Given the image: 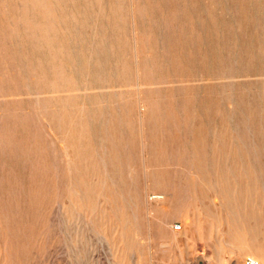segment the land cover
I'll return each mask as SVG.
<instances>
[{
    "label": "rangeland",
    "instance_id": "rangeland-1",
    "mask_svg": "<svg viewBox=\"0 0 264 264\" xmlns=\"http://www.w3.org/2000/svg\"><path fill=\"white\" fill-rule=\"evenodd\" d=\"M264 264V0H0V264Z\"/></svg>",
    "mask_w": 264,
    "mask_h": 264
},
{
    "label": "built area",
    "instance_id": "built-area-1",
    "mask_svg": "<svg viewBox=\"0 0 264 264\" xmlns=\"http://www.w3.org/2000/svg\"><path fill=\"white\" fill-rule=\"evenodd\" d=\"M247 264H260L259 261L253 256H248L246 259Z\"/></svg>",
    "mask_w": 264,
    "mask_h": 264
},
{
    "label": "bare ground",
    "instance_id": "bare-ground-1",
    "mask_svg": "<svg viewBox=\"0 0 264 264\" xmlns=\"http://www.w3.org/2000/svg\"><path fill=\"white\" fill-rule=\"evenodd\" d=\"M253 257L256 258L257 260H258V258H259L258 256H253ZM258 261H259V260H258ZM259 263H260V262H259Z\"/></svg>",
    "mask_w": 264,
    "mask_h": 264
}]
</instances>
